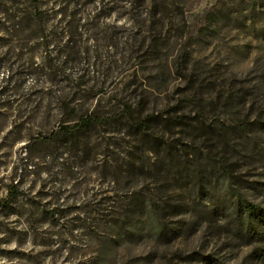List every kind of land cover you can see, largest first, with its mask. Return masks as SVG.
Masks as SVG:
<instances>
[{
  "label": "rangeland",
  "instance_id": "rangeland-1",
  "mask_svg": "<svg viewBox=\"0 0 264 264\" xmlns=\"http://www.w3.org/2000/svg\"><path fill=\"white\" fill-rule=\"evenodd\" d=\"M28 2L12 3L16 35L0 36V264H264L230 212L201 217L213 198L230 211L232 189L264 202V0H147L134 13L70 0L39 29ZM215 4L219 26L201 29ZM124 103L160 114L149 134L121 119L60 131Z\"/></svg>",
  "mask_w": 264,
  "mask_h": 264
},
{
  "label": "trees",
  "instance_id": "trees-1",
  "mask_svg": "<svg viewBox=\"0 0 264 264\" xmlns=\"http://www.w3.org/2000/svg\"><path fill=\"white\" fill-rule=\"evenodd\" d=\"M14 1L16 0H0V36L16 35V33L10 31L15 26V23L12 24L10 22L17 16L16 14H13V11L15 9H12V3ZM128 2L130 4V8L132 9L130 10L131 13H134V11H143V7L145 6L147 0H128ZM28 3V10L26 12L27 16L34 24V26L38 29L41 28V21H43V19L47 18L48 16L49 19L55 16L54 14L59 13L67 16L68 13L66 11V8H68L71 4L70 0L60 1V7L57 8L56 6L44 7L45 3H42V0H29ZM149 10H151V8H149ZM153 13L155 16L156 14H158L156 12ZM222 17L223 12L220 9H217L215 4L206 7L204 11L198 16L197 21L200 28L203 30L207 28H217ZM14 22L17 21L15 20ZM0 50H2L1 47ZM179 71L182 76H188L187 61L185 58L180 60ZM140 108H142L140 105L136 107L133 103H124L123 107L114 114L102 115L94 111L89 114L82 115L80 119L76 121L64 120L63 122H61L60 131L66 132L67 134L76 135L80 130L88 128L92 125H105L110 121L121 119L124 120L126 125L134 129L135 131L149 134L153 129L152 121L158 119L160 117V114L153 113L142 116L143 111L137 112V110ZM198 115L202 124L210 132H214L216 130V123L210 122L201 112H198ZM190 116L196 117V115ZM184 118L185 114H179L178 116L173 118V120L176 121V123H182L185 121ZM224 122L227 126L231 124V122H229L228 120H224ZM210 132L208 133L209 136H211ZM224 135L225 134H222L221 137L223 138ZM210 139L212 138L210 137ZM211 154L212 152H209L210 156ZM221 163L222 167L229 173L234 172L233 165H231L230 163L229 154L225 151L221 156ZM129 165L131 167H135L136 163L131 160L129 162ZM201 185L203 186L204 182H202ZM134 196H131L129 200V203L131 201L129 213L132 211V209H134L133 202L136 201H133ZM227 198L232 201V203H230V211H226V208L222 207L223 205L221 206L218 201L213 198L211 199L212 203H206L207 207L201 217L203 216L206 218V220H209V222H211L217 215H222L223 213L230 212L231 217L228 225L229 228L238 237L246 240L247 243L252 245L251 258L253 260H260L262 263H264V202L256 201L249 198L248 196H243V193L239 190V188L237 190H229ZM185 202V198L184 196H182V202L179 204V206H181L179 211H184ZM131 216L132 214H128V217Z\"/></svg>",
  "mask_w": 264,
  "mask_h": 264
}]
</instances>
